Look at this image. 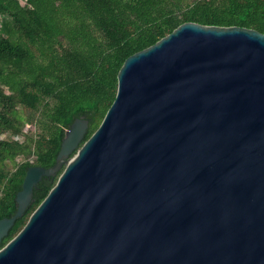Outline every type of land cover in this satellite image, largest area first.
I'll return each instance as SVG.
<instances>
[{
  "label": "water",
  "instance_id": "95a60500",
  "mask_svg": "<svg viewBox=\"0 0 264 264\" xmlns=\"http://www.w3.org/2000/svg\"><path fill=\"white\" fill-rule=\"evenodd\" d=\"M87 129L27 169L0 244L62 172L0 264H264L263 33L182 23L125 59Z\"/></svg>",
  "mask_w": 264,
  "mask_h": 264
},
{
  "label": "trees",
  "instance_id": "16d2710c",
  "mask_svg": "<svg viewBox=\"0 0 264 264\" xmlns=\"http://www.w3.org/2000/svg\"><path fill=\"white\" fill-rule=\"evenodd\" d=\"M185 22L264 34V0H0V135H10L0 139V219L15 214L29 167L54 166L75 119L88 121L82 142L97 129L125 59ZM61 172L37 184L0 248Z\"/></svg>",
  "mask_w": 264,
  "mask_h": 264
},
{
  "label": "rangeland",
  "instance_id": "374dc122",
  "mask_svg": "<svg viewBox=\"0 0 264 264\" xmlns=\"http://www.w3.org/2000/svg\"><path fill=\"white\" fill-rule=\"evenodd\" d=\"M23 131H24V133H26L27 128H24ZM16 137H17L18 140H20V141L23 140V137H22L21 135H18V136H16ZM9 138H10L9 133H6V134H3V135H0V139H9ZM15 160H16V162H22V161H24L25 159H24L23 156H18V157H16Z\"/></svg>",
  "mask_w": 264,
  "mask_h": 264
},
{
  "label": "built area",
  "instance_id": "2783aa9c",
  "mask_svg": "<svg viewBox=\"0 0 264 264\" xmlns=\"http://www.w3.org/2000/svg\"><path fill=\"white\" fill-rule=\"evenodd\" d=\"M15 139H17L18 140V138L15 136Z\"/></svg>",
  "mask_w": 264,
  "mask_h": 264
}]
</instances>
